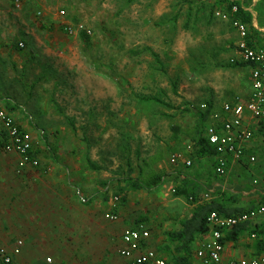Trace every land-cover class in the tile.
<instances>
[{
  "label": "rangeland",
  "instance_id": "1",
  "mask_svg": "<svg viewBox=\"0 0 264 264\" xmlns=\"http://www.w3.org/2000/svg\"><path fill=\"white\" fill-rule=\"evenodd\" d=\"M238 1L264 29V0ZM11 2L0 0V101L44 133L43 167H86L87 199L104 189L105 209L115 194L140 192L129 180L152 173L167 180L197 168L216 178L214 160L199 154V114L217 92L242 87L238 80L246 90L249 78L234 66L237 33L214 16L227 1L25 0L31 32L22 37L10 27L18 12ZM63 22L83 24L89 41L66 34ZM252 37L264 50V32ZM174 156L192 165L173 163ZM84 258L99 264L95 255Z\"/></svg>",
  "mask_w": 264,
  "mask_h": 264
},
{
  "label": "crops",
  "instance_id": "2",
  "mask_svg": "<svg viewBox=\"0 0 264 264\" xmlns=\"http://www.w3.org/2000/svg\"><path fill=\"white\" fill-rule=\"evenodd\" d=\"M11 1L12 9L18 12L15 13L16 20L10 27L13 29L16 26L21 37L25 33L30 35L31 30L27 28L24 17L27 7L25 0L19 9L15 7V0ZM247 9L253 13L254 27L264 32L258 25L256 13ZM38 14L43 13L40 11ZM20 17L23 18L22 21ZM69 24L71 23L63 22L58 28L65 31ZM231 28L236 32L232 26ZM15 31L12 30L13 33ZM237 36L239 43L238 33ZM16 57L13 56V60ZM244 68L249 75L247 89H244L245 82L238 80L236 84H242V87L236 86L235 92H217L213 106L220 112L216 113L222 114L226 104H216L219 101L248 100L251 93V68ZM235 97L238 98L234 100ZM13 116L15 117L14 114ZM15 118L22 128L32 134L37 143V155L41 165L38 169L29 168L22 175H18V156H0V248L11 252L17 242H23L21 252L13 258L12 264H46L48 257L45 260L44 258L48 255L53 256L55 262L88 264L84 258L88 254L95 255L99 264H132V259L120 255L121 250L126 248L123 233L127 229L138 228L149 233V238L143 242L142 251H154L160 258L173 264H202L198 252L210 240L211 228L195 239L190 255L180 250L181 242L175 241L171 234L181 231L185 219L199 203L207 202L204 196L213 192L210 200H219L230 208L246 209H256L264 199V120L256 121L246 117L245 125L253 131V138L244 144V156L241 160L234 161L229 158V170L225 177L215 174L216 178L209 180L208 169L203 172L206 175L204 176L201 169L194 168L189 175L180 168L182 173L169 176L167 180L162 176V184L150 191L126 192L123 198L115 194L113 198L118 196L119 203L113 208V198H110L106 210L101 207L105 204L107 191L104 189L100 196L92 195L87 199L88 194L83 188L88 181L87 168L82 167L78 171L77 168L70 167H43L44 158L40 151L39 138L44 139V133L33 132V128L20 122L18 117ZM208 158L216 163V156ZM251 158H255V161L251 162ZM180 161L188 167L185 160ZM78 175L81 177L77 178ZM176 181L178 183L174 184ZM128 184L130 187V180ZM130 190L133 191L132 188ZM194 194L199 198L197 203L188 199V196ZM111 210L119 216L118 221L111 222L106 219L105 215ZM243 226L237 235L233 234V229L225 231V262L264 255V214L244 222Z\"/></svg>",
  "mask_w": 264,
  "mask_h": 264
},
{
  "label": "built area",
  "instance_id": "3",
  "mask_svg": "<svg viewBox=\"0 0 264 264\" xmlns=\"http://www.w3.org/2000/svg\"><path fill=\"white\" fill-rule=\"evenodd\" d=\"M23 0H15L17 9L21 8ZM245 10L249 11L247 8ZM238 7L232 8L233 13H237ZM252 13V12H251ZM65 15L64 11L60 12ZM253 14V13H252ZM215 17L224 22H229L230 14L217 10ZM41 16V14H38ZM254 18V16H253ZM232 27L239 34L240 41L237 44L239 51V62L247 63L251 68V93L247 101L236 100L226 103L223 106V113H215L212 116V123L206 129V137L209 144L216 151L215 173L220 177H225L229 170V158L239 161L244 156V144L251 141L253 131L246 127V117L261 121L264 120V50L251 48L247 43L248 27L240 21H234ZM68 35L86 33L91 35V31L83 24H69L65 27ZM20 47H24L20 44ZM206 109L207 106L203 105ZM43 135V134H42ZM41 135V137H42ZM37 143L32 134L26 131L13 114L0 101V156L16 154L18 162L16 173L22 175L27 169H38L41 165ZM185 160L190 167L191 161L174 156L173 163ZM255 158H251L254 162ZM264 184V179L262 180ZM213 192L204 196L206 201L211 199ZM191 200H193L191 198ZM113 208L119 203V197L113 198ZM264 214V199L260 205L250 214H245L238 218H221L213 213L208 220L211 228V238L198 252V257L202 259V264H264V255L253 259H240L225 262L224 252V233L238 224L247 222L257 215ZM111 222L119 220V216L114 210L105 215ZM149 238V233L143 229H127L123 233V242L126 245L120 255L124 258L132 259V264H173L160 258L154 251H142L143 242ZM23 242L19 241L10 252L6 248H0V262L2 264H12L13 258L20 254ZM139 253L138 255H135ZM46 264H65L55 262L52 257L46 259Z\"/></svg>",
  "mask_w": 264,
  "mask_h": 264
},
{
  "label": "trees",
  "instance_id": "4",
  "mask_svg": "<svg viewBox=\"0 0 264 264\" xmlns=\"http://www.w3.org/2000/svg\"><path fill=\"white\" fill-rule=\"evenodd\" d=\"M225 1H227L226 2L227 6L225 8H221L218 10H223L230 14V20L228 23L231 26L234 21H240L243 24H245L248 27V35H247L248 45L254 49H261L259 48V46L257 45V43L252 37V34L261 35V32L258 29H256L253 25V21H254L253 14L250 11L245 10V8H248V7L238 0H235L234 2L223 0V2ZM234 6L238 7L237 13L232 12V8ZM80 35L83 39H85L86 41H89L90 35H87L86 33H81ZM234 66L236 67L237 66L238 67H248L249 66L250 67L249 64L241 63V62H237V64H235ZM58 111L61 112V110H58ZM215 113H216V110L213 104H209L207 108L204 111H202V113L199 114L200 131H199L198 147H201L199 149V154L201 157H208V156L215 157L216 156V151L209 144L207 137H205L203 134L205 125L211 121V118ZM215 166H216V163L214 164V172H215ZM162 182H163L162 176L158 175L157 173H152L146 176V178L143 180H138V179L132 180L130 184V188H132L133 190L150 191L153 188L161 185ZM191 198L193 200H191ZM188 199L189 201L191 200L193 203H197L199 201V198L196 194L188 196ZM253 210L255 209H252V208L246 209V208H239V207L230 208L226 206V204H224L223 202L219 200H214V199L209 200L207 202H202V203H199L194 209L193 213L188 218L185 219L181 231L171 234V237L175 241L181 242L180 250L186 252L185 253L186 255H190L191 245L195 241V239L199 235L205 234L209 231L208 220H209V217L213 213H216L221 218L228 219V218H238L245 214H250ZM243 225L244 223H241L235 226L234 228H232L233 234L237 235V233L241 230V228L244 227Z\"/></svg>",
  "mask_w": 264,
  "mask_h": 264
}]
</instances>
